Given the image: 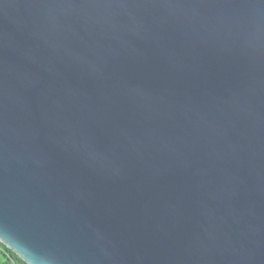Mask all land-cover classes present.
<instances>
[{"label": "water", "instance_id": "obj_1", "mask_svg": "<svg viewBox=\"0 0 264 264\" xmlns=\"http://www.w3.org/2000/svg\"><path fill=\"white\" fill-rule=\"evenodd\" d=\"M0 241L264 264V0H0Z\"/></svg>", "mask_w": 264, "mask_h": 264}, {"label": "trees", "instance_id": "obj_2", "mask_svg": "<svg viewBox=\"0 0 264 264\" xmlns=\"http://www.w3.org/2000/svg\"><path fill=\"white\" fill-rule=\"evenodd\" d=\"M0 264H28L15 251L0 241Z\"/></svg>", "mask_w": 264, "mask_h": 264}]
</instances>
